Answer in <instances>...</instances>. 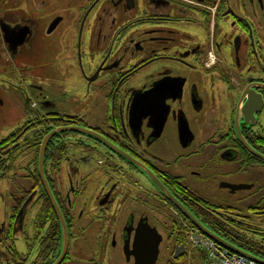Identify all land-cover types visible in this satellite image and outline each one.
Segmentation results:
<instances>
[{
	"label": "flooded vegetation",
	"instance_id": "af4514ba",
	"mask_svg": "<svg viewBox=\"0 0 264 264\" xmlns=\"http://www.w3.org/2000/svg\"><path fill=\"white\" fill-rule=\"evenodd\" d=\"M66 20L85 93L58 104L37 89L39 110L31 102L0 141V202L10 208L0 264L55 261L47 242L56 233L60 244V227L30 153L63 128L96 136L57 134L44 154L69 245H90L97 257L119 247L134 264L137 232L185 222L167 195L204 227L218 219L224 230L264 235L243 222L264 224V0H0V72L15 79L5 85L26 93L42 84L48 41ZM18 168L28 187L13 182Z\"/></svg>",
	"mask_w": 264,
	"mask_h": 264
},
{
	"label": "rangeland",
	"instance_id": "374dc122",
	"mask_svg": "<svg viewBox=\"0 0 264 264\" xmlns=\"http://www.w3.org/2000/svg\"><path fill=\"white\" fill-rule=\"evenodd\" d=\"M22 6V4L19 5V11L21 10L26 13V11H24V6L23 8H20ZM235 10L237 11L236 8ZM72 14L73 12L68 10L64 13V16H69ZM71 26L74 25L70 24L69 20H66L65 23H63V25L61 26V31L63 32V34L48 41V45L46 48L47 56L44 59H49L51 55L53 59L50 70H43V72L42 70L40 71L41 75L38 78L43 80L42 84L40 85L38 82H33L36 86V89H32L29 90V92L22 93L18 89L9 87L5 85V81H15V79L8 73L0 72V141L17 130L26 121V114L30 108L29 105L31 104V102L36 103L39 110L41 99L40 93L37 91V89H41L45 94H51V96L57 99L58 104H61L62 99L68 100L70 97L78 98V96L85 93V86H83V84H79L78 82L80 81V79L76 61L73 59H68L69 55L72 53V49L70 48V46L73 45L72 40L67 34L71 32ZM82 49H86L85 39L82 40ZM82 57V63L83 65H85L88 57ZM42 58L43 57H41L40 59ZM43 60H39L36 62L40 64L41 62H43ZM31 160H33L35 169L33 151H31L30 153V161ZM9 172L7 173L8 175ZM20 177H23V174L21 173V169L18 168L16 176L13 177V182H15V180H19L21 183L26 184V187H28V183L24 180H20ZM6 187L7 184L5 182L0 183V193L4 194ZM14 187H11L10 191H13V194L15 195L17 191H15ZM9 213L10 208H8V206H4L0 202V223L6 222ZM162 219L165 220L164 217H162ZM245 219L246 220H243V222L261 226V234H264V224L258 218L247 217ZM179 222L182 227H188L187 224L181 219L179 220ZM162 223L163 227L161 226L162 229H159V233L162 236V243L160 245V254L157 264H167L169 261H171V254L173 253V248L175 245V242H171L168 240V234H166L167 230L170 228H167L166 222V224L164 223V221H162ZM188 230L183 228L184 235H187ZM247 230L250 231L249 228H246V231ZM90 244H92V241L90 242ZM15 246L17 251L20 253H24L26 251V248L21 241H18ZM95 250L97 251V249L91 248L90 245L89 247H84L83 243L80 245L79 242L75 244L71 243L68 249V259L66 260L65 264H132V262L127 263L123 250H121L119 247L114 249L113 252H110L109 249H107L106 251L103 250L104 252L102 251V254L100 253L98 257L96 256L97 252L94 253ZM189 253V258H192L195 255V252L193 254V251ZM92 256L96 257L97 259ZM186 264H203V262L198 261L194 263V260L192 261V259H189V262H187Z\"/></svg>",
	"mask_w": 264,
	"mask_h": 264
},
{
	"label": "water",
	"instance_id": "95a60500",
	"mask_svg": "<svg viewBox=\"0 0 264 264\" xmlns=\"http://www.w3.org/2000/svg\"><path fill=\"white\" fill-rule=\"evenodd\" d=\"M25 33V32H24ZM64 132H74V133H80L85 134L89 136H95L92 132L82 129V128H63V129H56L50 132L48 135L44 137V139L41 142L40 150H39V157H38V166H37V173L39 180L41 182V186L47 195L51 206L56 214L58 224L60 227V253L58 255V258L54 261L53 264H63L64 260L67 257L68 254V248H69V236L67 227L64 221V218L62 216L61 211L59 210L56 202L54 201V197L50 191V188L48 186V183L45 179V173H44V154L47 147L48 142L51 138H53L57 134H61ZM96 137V136H95ZM165 193V191H164ZM166 194V193H165ZM167 195V194H166ZM168 199L172 202L176 208L182 213L183 217L193 226L195 227L201 234H203L208 239L215 242L220 247L226 249L230 253H233L239 257H242L244 259H247L249 261H252L256 264H264V261L257 258L256 256L249 254L247 252H244L231 244L223 241L220 239L217 235L212 233L208 228L204 227L193 215L189 214L187 211H185L179 203H177L174 199H172L169 195H167ZM22 212V211H21ZM142 233L139 236V233H136V238L132 247V252L130 253L131 256H133V263L134 264H156L159 256V246L162 243V237L155 231L151 230L148 226L145 227V229L142 230ZM179 252H181L179 254ZM184 252V248L176 247L175 248V256L173 257L174 260H178V258L181 256V254ZM126 261L128 262L129 255L126 254V250L123 251Z\"/></svg>",
	"mask_w": 264,
	"mask_h": 264
},
{
	"label": "trees",
	"instance_id": "16d2710c",
	"mask_svg": "<svg viewBox=\"0 0 264 264\" xmlns=\"http://www.w3.org/2000/svg\"><path fill=\"white\" fill-rule=\"evenodd\" d=\"M41 139L42 137L38 138L37 144L32 148L33 150L31 149V151H33L34 162H35L33 177L36 182V187L40 190V193L43 194V189L37 174L39 142L41 141ZM30 143L32 144V142ZM185 222L187 221L185 220ZM187 224L191 226L190 223L187 222ZM205 224H206L205 225L206 228H208L212 233L217 235L223 241L231 244L232 246L244 252L252 254L264 261V235L258 236L242 228L236 229L235 231L234 229L228 227L229 230H224L223 224L218 219H212V222L207 221V223ZM167 234L169 241L175 242V244L177 243L179 246H184L186 248V243H187L186 235H184L183 233V227L180 224V222L178 223V226L168 229ZM59 235H60V228H59ZM57 236L58 235L56 233L52 234V238L47 242V248L49 251V257L51 263L58 258V255L60 253V244L58 243ZM67 259L68 257H66L63 264H65ZM193 260L195 263L201 261V258L195 254L192 257V261ZM187 262H188L187 255H183L179 260L171 259V261H169L167 264H186Z\"/></svg>",
	"mask_w": 264,
	"mask_h": 264
},
{
	"label": "built area",
	"instance_id": "2783aa9c",
	"mask_svg": "<svg viewBox=\"0 0 264 264\" xmlns=\"http://www.w3.org/2000/svg\"><path fill=\"white\" fill-rule=\"evenodd\" d=\"M188 242L190 251L201 252L207 264H255L221 248L195 229H189Z\"/></svg>",
	"mask_w": 264,
	"mask_h": 264
}]
</instances>
